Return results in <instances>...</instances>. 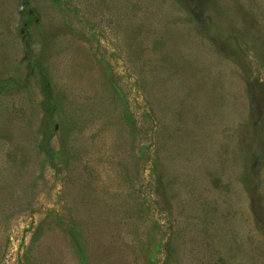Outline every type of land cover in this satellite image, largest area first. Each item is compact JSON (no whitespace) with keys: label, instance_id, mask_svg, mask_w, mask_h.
<instances>
[{"label":"rangeland","instance_id":"1","mask_svg":"<svg viewBox=\"0 0 264 264\" xmlns=\"http://www.w3.org/2000/svg\"><path fill=\"white\" fill-rule=\"evenodd\" d=\"M0 264H264V0H0Z\"/></svg>","mask_w":264,"mask_h":264}]
</instances>
